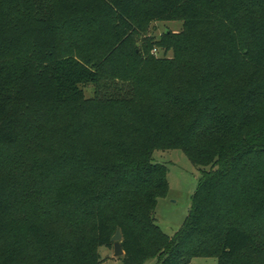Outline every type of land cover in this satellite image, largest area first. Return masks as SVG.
Listing matches in <instances>:
<instances>
[{
	"label": "trees",
	"instance_id": "1",
	"mask_svg": "<svg viewBox=\"0 0 264 264\" xmlns=\"http://www.w3.org/2000/svg\"><path fill=\"white\" fill-rule=\"evenodd\" d=\"M48 1L0 0V264H99L116 230L125 264H264V0ZM174 149L208 169L169 238Z\"/></svg>",
	"mask_w": 264,
	"mask_h": 264
},
{
	"label": "rangeland",
	"instance_id": "2",
	"mask_svg": "<svg viewBox=\"0 0 264 264\" xmlns=\"http://www.w3.org/2000/svg\"><path fill=\"white\" fill-rule=\"evenodd\" d=\"M43 5L49 6L48 0H42ZM182 30V22L179 20L153 22L139 35L138 42L149 39L152 42H159L166 32L177 34ZM68 33H63V45L70 43ZM154 55L163 58H171V49L158 48L157 45L151 51ZM105 78L100 80L104 83ZM95 92V87L84 88L85 98L91 97ZM152 161L167 169L168 192L165 198L159 199L156 204L154 219L159 229L168 236L174 234L183 225L192 202V197L196 191L198 180L204 170L194 166L180 149L153 152ZM100 256L99 264H125L123 257H113V249L101 247L98 251ZM156 257L143 260L140 264H159ZM187 264H218V260L213 257H194Z\"/></svg>",
	"mask_w": 264,
	"mask_h": 264
},
{
	"label": "water",
	"instance_id": "3",
	"mask_svg": "<svg viewBox=\"0 0 264 264\" xmlns=\"http://www.w3.org/2000/svg\"><path fill=\"white\" fill-rule=\"evenodd\" d=\"M110 242L112 243L113 257H122L123 251L121 248V233L116 230L114 235L111 237Z\"/></svg>",
	"mask_w": 264,
	"mask_h": 264
}]
</instances>
